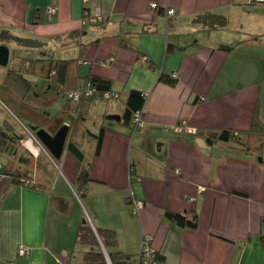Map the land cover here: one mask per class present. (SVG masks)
<instances>
[{
    "label": "crops",
    "instance_id": "crops-1",
    "mask_svg": "<svg viewBox=\"0 0 264 264\" xmlns=\"http://www.w3.org/2000/svg\"><path fill=\"white\" fill-rule=\"evenodd\" d=\"M152 1L175 10L173 26L161 16L153 31L142 32L152 19ZM50 5L57 11L49 17ZM97 8L101 21L82 16ZM203 11L225 15L227 26L202 30L192 18ZM248 19L256 23L247 24ZM0 29L45 41L61 58L72 52L68 57L77 58V80L86 73L109 78L121 101L130 89L146 94L142 129L120 124L113 115L121 114L122 102H113L88 134L93 147L86 156L85 214L94 229L114 230L117 248L130 254H137L149 236L162 264H264L259 242L264 145L257 152H238L205 137L208 130L247 131L256 115L264 128V3L0 0ZM221 44L233 49L222 50ZM110 55L112 62L102 61ZM172 71L178 79L168 84L160 76ZM78 168L66 170L68 183H74ZM61 186L6 188L0 199V264H69L81 257L85 247L75 245L74 238L84 212L76 190L71 187V196ZM133 199L143 203L136 215L130 212ZM165 211L187 218L196 213V228L169 220ZM18 245L28 252L19 255Z\"/></svg>",
    "mask_w": 264,
    "mask_h": 264
},
{
    "label": "trees",
    "instance_id": "trees-1",
    "mask_svg": "<svg viewBox=\"0 0 264 264\" xmlns=\"http://www.w3.org/2000/svg\"><path fill=\"white\" fill-rule=\"evenodd\" d=\"M149 9L152 19L144 25L142 32L153 31L156 19L165 15L164 9L158 4L155 8L149 7ZM175 18L176 12L174 17L165 18L168 27L173 26ZM192 23L199 25L202 30L211 31L226 27L228 19L222 14L203 11L194 15ZM5 42L12 46L8 63L0 79V101L7 110L0 120V156L3 157V162L0 161V174L3 176L0 180V199L11 184L42 190L50 185L52 174L49 169L50 155L47 150L46 153L39 150L38 144L35 143H39L35 132L43 128L48 133L54 134L64 122H68L64 148L79 162L73 188L80 199L84 196L89 181L90 161L80 147L86 136L90 134V129L86 126L87 114L91 111L90 106L95 101L107 103L113 99L118 100L120 94L112 89V80L103 76L86 73L80 78L81 80H77L79 78L77 58L58 57L50 48L45 47V41L13 35L7 29H0V43L5 44ZM17 46L20 49L30 48L34 54L32 56L15 54L13 49ZM171 47L172 44L168 43L167 49ZM219 48L231 51L233 45L221 44ZM110 57L114 60L113 55ZM34 76L41 79L40 84L32 79ZM160 77L168 84H174L177 80L170 75ZM86 86L93 90L92 94L82 93L76 100L68 97V92L80 89L85 91ZM105 93L110 97L105 98ZM112 93L116 96L111 97ZM59 94L65 98L66 103L56 113L50 115L46 109ZM145 101L144 92L137 89L128 90L122 97V112L117 121L131 131L142 129L144 125L141 128L135 126L133 116L136 112H140L143 116ZM106 118L110 120L111 116L106 115ZM103 129L104 126H100L98 133L94 135L96 139L94 153H97L99 149ZM233 131L234 129L208 130L205 132V137L211 143L216 141L228 143L229 148L238 152H257L264 145V128L257 115L254 116L247 131L235 130L236 134H233ZM27 143H30L33 148L27 147ZM43 149L45 150L44 147ZM164 216L192 229L196 228L198 222L196 213H192L187 218L181 214L165 211ZM74 242L75 245L84 246L85 249L78 260H71L69 264H108L102 248L110 264H143L139 253H124L117 248L114 230L94 229L85 215L77 226ZM259 242L264 246V234L259 235ZM152 260L159 264L163 262L156 250L153 251Z\"/></svg>",
    "mask_w": 264,
    "mask_h": 264
},
{
    "label": "rangeland",
    "instance_id": "rangeland-1",
    "mask_svg": "<svg viewBox=\"0 0 264 264\" xmlns=\"http://www.w3.org/2000/svg\"><path fill=\"white\" fill-rule=\"evenodd\" d=\"M242 18V22H244L246 19L244 18V16H241ZM250 20L248 19V23L247 24H255L256 20H254L252 23L249 22ZM236 23H240V19L237 18ZM246 24V25H247ZM9 50H10V54H11V47L9 46ZM15 54H19L22 56H32L34 54V52L30 49V48H15L13 49ZM66 55L67 56H71L72 52L66 50ZM110 56L106 57L104 60H102L103 62H112L111 61H107V59ZM0 68H2V66H0ZM34 80L40 84L41 83V79H38L36 76H34ZM41 78V77H40ZM116 103V104H120L121 105V100H111L107 103L105 102H97L96 105L94 106V108H92V111H90V117L88 118L87 124L86 126L90 129V130H96L94 128L93 124H97L98 121L100 120V118L104 115V113L106 112V107L107 105L111 104V103ZM66 100L65 98L59 94V96L54 100V102L47 107L46 111L47 113H50V115L56 113L63 105H65ZM7 110L4 107V105L2 104V102L0 101V120H2V118L5 116ZM33 142H35V140L33 138H31ZM36 144H38L39 146V150L43 151L44 153H46V149L44 150L43 147H41L39 145V143L35 142ZM27 147L29 148H33L30 143L26 144ZM93 147V141L91 139V137L88 135L86 136L82 146L80 147L81 150L84 152V154L87 156L90 152V150ZM50 155V154H49ZM49 157V156H48ZM49 169L51 170V177H50V185L54 186L55 183L57 182V185L61 186L63 189H65L67 191L68 195L71 196H75L72 188H73V183H68V174H67V169H73L74 167L77 168V166L79 165L78 161L75 160V158L70 154V152H68L67 150H64L62 155L60 156V158H52L51 156L49 157ZM0 161L3 162V157L0 156ZM60 182V184L58 183ZM72 187V188H71ZM80 207L81 210L84 212V215L86 216V211H85V197L81 196L80 197Z\"/></svg>",
    "mask_w": 264,
    "mask_h": 264
},
{
    "label": "built area",
    "instance_id": "built-area-1",
    "mask_svg": "<svg viewBox=\"0 0 264 264\" xmlns=\"http://www.w3.org/2000/svg\"><path fill=\"white\" fill-rule=\"evenodd\" d=\"M255 1L260 2V3L264 2V0H255ZM156 6H157V4L153 1L149 3V7H151V8H155ZM56 11H57V7L55 5H50L46 9V12H47L49 17L52 14L56 13ZM164 14H165L164 17L166 19L170 18V17H174L175 16V10L171 7H166V8H164ZM83 16L89 22H95V21H99L100 19H102V13L98 8L95 9L92 13H89L87 10H84ZM111 60H113L112 57H109L107 59V61H111ZM169 75L173 79H178V72L177 71H172ZM92 92H93V90L90 87L86 86L85 91L83 89H80V90L68 92V97L76 100L80 94H82V93L92 94ZM114 96H116V94L112 93L111 97H114ZM104 97L108 98V97H110V95L105 93ZM133 121L135 122V126L137 128H141L144 125L140 112H136L134 114ZM233 134H236L235 130L233 131ZM174 171L178 172V169H175ZM2 178H3V176L0 174V180ZM142 206H143L142 201L133 199L131 202V206H130V212L132 214L136 215L138 213V210ZM150 239L151 238L149 236H145L144 240H142L141 247H140L138 253L140 254V256L142 258L143 264H159L157 261L152 260V254H153L154 249L149 244ZM27 252H28L27 247H25L23 245H18L17 253L19 255L26 254Z\"/></svg>",
    "mask_w": 264,
    "mask_h": 264
},
{
    "label": "water",
    "instance_id": "water-1",
    "mask_svg": "<svg viewBox=\"0 0 264 264\" xmlns=\"http://www.w3.org/2000/svg\"><path fill=\"white\" fill-rule=\"evenodd\" d=\"M9 54V47L3 43H0V66L5 67L7 65ZM113 117L116 119L119 118L117 115H113ZM67 133L68 124L63 123L54 134H50L43 128H39L35 132V137L38 142L48 151L50 156L59 158L64 149ZM102 249L106 256L107 263L110 264L104 248Z\"/></svg>",
    "mask_w": 264,
    "mask_h": 264
}]
</instances>
